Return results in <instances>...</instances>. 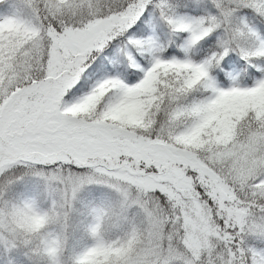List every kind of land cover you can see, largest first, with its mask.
Instances as JSON below:
<instances>
[{"label":"snow or ice","instance_id":"snow-or-ice-1","mask_svg":"<svg viewBox=\"0 0 264 264\" xmlns=\"http://www.w3.org/2000/svg\"><path fill=\"white\" fill-rule=\"evenodd\" d=\"M257 94L264 0H0V264H264Z\"/></svg>","mask_w":264,"mask_h":264},{"label":"rangeland","instance_id":"rangeland-1","mask_svg":"<svg viewBox=\"0 0 264 264\" xmlns=\"http://www.w3.org/2000/svg\"><path fill=\"white\" fill-rule=\"evenodd\" d=\"M240 98L243 99L242 102H238ZM249 103L256 104V105L264 104V95L257 94V95L248 96V97H242V96L227 97L221 102L220 109L225 113H231L232 111L237 109L239 105L249 104ZM121 111L129 119H135L138 115L139 109H138V105L135 101H129L128 103H126L123 106ZM223 126L226 129V126L225 125H223ZM79 239H81V236L79 237ZM82 242H83V244L87 243L86 240H84Z\"/></svg>","mask_w":264,"mask_h":264},{"label":"trees","instance_id":"trees-1","mask_svg":"<svg viewBox=\"0 0 264 264\" xmlns=\"http://www.w3.org/2000/svg\"><path fill=\"white\" fill-rule=\"evenodd\" d=\"M242 98H240L239 99V101L238 102H242ZM236 110V109H235ZM234 110V111H235ZM234 111H232V112H234ZM224 125L226 126V128H227V123H224ZM78 219H80V217H77V220ZM82 234L81 233H77L75 236H74V238H73V244L76 246V248H75V250H77V251H79V250H81L82 248H83V246H84V244H83V242L81 241V239H79V237L81 236Z\"/></svg>","mask_w":264,"mask_h":264},{"label":"clouds","instance_id":"clouds-1","mask_svg":"<svg viewBox=\"0 0 264 264\" xmlns=\"http://www.w3.org/2000/svg\"><path fill=\"white\" fill-rule=\"evenodd\" d=\"M225 135H227V133H225Z\"/></svg>","mask_w":264,"mask_h":264}]
</instances>
